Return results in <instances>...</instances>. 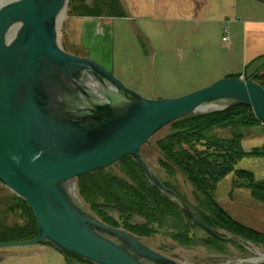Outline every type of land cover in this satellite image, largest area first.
I'll list each match as a JSON object with an SVG mask.
<instances>
[{"label":"water","instance_id":"obj_1","mask_svg":"<svg viewBox=\"0 0 264 264\" xmlns=\"http://www.w3.org/2000/svg\"><path fill=\"white\" fill-rule=\"evenodd\" d=\"M120 1L133 30L143 37L126 2ZM67 4L0 0V184L28 204L39 229L36 239L0 243V248L49 242L93 264H207L187 259L184 251L152 246L151 241L162 238H138L89 212L77 180L131 157L195 224L225 241L237 240L249 251L248 259L225 264H264L263 247L220 236L163 184L150 153L142 151L172 123L231 105L252 107L264 124V87L254 78H224L179 98L146 99L95 60L60 46ZM177 177L190 203L181 174Z\"/></svg>","mask_w":264,"mask_h":264},{"label":"rangeland","instance_id":"obj_2","mask_svg":"<svg viewBox=\"0 0 264 264\" xmlns=\"http://www.w3.org/2000/svg\"><path fill=\"white\" fill-rule=\"evenodd\" d=\"M84 1L91 5L93 0ZM124 1L133 24L150 46L154 59L143 37L133 30L120 0H117L118 7L115 4L111 6V16L104 18L79 17L73 12L71 0H68L58 36L60 46L69 53L95 60L126 88L150 100L179 98L210 87L226 78L223 75L228 67L234 73L247 71L250 75L253 72L252 67L243 65L240 51L230 53L223 42L229 22L234 17L231 7H234L235 0ZM170 132V126L159 131L153 137L152 145ZM251 132L246 130L242 141L246 152L264 144V129L260 128L254 134ZM142 151L150 153L152 164L166 184L182 195L183 186L177 175L171 178L160 168V155L149 146L143 147ZM111 168L118 172L117 165ZM236 168L247 171L252 181L250 176L237 175L236 172L223 177L216 186L215 201L235 221L264 234V198L257 196L249 185L250 182H264V157L248 155ZM182 178L190 203L196 206L193 189ZM13 195L0 184V222L6 219L8 199ZM88 210L92 213L89 207ZM114 216L118 218L117 214ZM194 233L198 237L204 236L201 230ZM221 233L231 237L223 231ZM165 234L162 231L150 238L162 240L149 244L169 252L184 251L187 259L194 262L225 264L249 258V251L241 244L240 248L230 246L229 254L220 255L201 246L181 247ZM62 253L49 242L0 248V264H63L60 263Z\"/></svg>","mask_w":264,"mask_h":264},{"label":"trees","instance_id":"obj_3","mask_svg":"<svg viewBox=\"0 0 264 264\" xmlns=\"http://www.w3.org/2000/svg\"><path fill=\"white\" fill-rule=\"evenodd\" d=\"M70 4L73 12L84 18L110 17L111 6L118 7L117 0H93L91 5L84 0H71ZM260 71L251 78L264 87V71ZM169 126L170 134L151 148L160 155L158 164L169 177L181 174L192 187L196 206L188 203L174 187L163 184L179 194L211 228L264 247V234L235 221L215 201L216 186L223 177L236 172L250 176L252 181L247 171L236 168L240 161L248 155L264 157V144L250 152L243 149L246 130L264 129L253 108L231 105L222 111L183 118ZM220 132L228 135L223 136ZM117 170H100L77 180L80 198L103 223L142 239L153 238L165 231V235L181 247L201 246L220 255L229 254L230 246L240 248L239 241H225L195 224L176 202L162 195L133 158L123 159L117 164ZM249 185L257 196L264 198V182H250ZM5 216L6 219L0 222V243L38 237L33 211L16 195L8 199ZM195 230L203 231L204 236L198 237ZM220 236L224 235L221 233Z\"/></svg>","mask_w":264,"mask_h":264},{"label":"crops","instance_id":"obj_4","mask_svg":"<svg viewBox=\"0 0 264 264\" xmlns=\"http://www.w3.org/2000/svg\"><path fill=\"white\" fill-rule=\"evenodd\" d=\"M234 2V7H231L234 17L229 22L230 44L228 50L230 53L240 51L243 65L252 67L253 72L250 75L247 71L245 73H234L228 67L225 68L223 77L246 80L264 68V0H235ZM221 26H223V23H221ZM257 130H252L251 134H254ZM256 134L263 136L260 132H256ZM62 255L60 263L63 264H93L74 256H68L66 253H62Z\"/></svg>","mask_w":264,"mask_h":264},{"label":"built area","instance_id":"obj_5","mask_svg":"<svg viewBox=\"0 0 264 264\" xmlns=\"http://www.w3.org/2000/svg\"><path fill=\"white\" fill-rule=\"evenodd\" d=\"M223 41L225 42V44H227V46L230 44V38H229L228 31L225 32V36H224Z\"/></svg>","mask_w":264,"mask_h":264},{"label":"bare ground","instance_id":"obj_6","mask_svg":"<svg viewBox=\"0 0 264 264\" xmlns=\"http://www.w3.org/2000/svg\"><path fill=\"white\" fill-rule=\"evenodd\" d=\"M213 108V107H212ZM208 110V109H207Z\"/></svg>","mask_w":264,"mask_h":264}]
</instances>
